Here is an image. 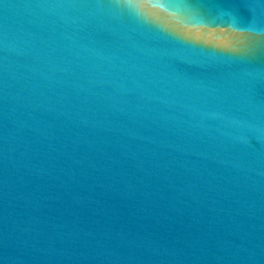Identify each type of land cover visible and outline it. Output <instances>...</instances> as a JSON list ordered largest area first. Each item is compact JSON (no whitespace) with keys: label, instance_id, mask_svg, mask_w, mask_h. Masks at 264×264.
<instances>
[{"label":"water","instance_id":"water-1","mask_svg":"<svg viewBox=\"0 0 264 264\" xmlns=\"http://www.w3.org/2000/svg\"><path fill=\"white\" fill-rule=\"evenodd\" d=\"M0 264H264V0H0Z\"/></svg>","mask_w":264,"mask_h":264}]
</instances>
